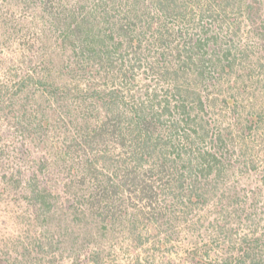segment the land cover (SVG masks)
I'll return each instance as SVG.
<instances>
[{"label":"trees","instance_id":"trees-1","mask_svg":"<svg viewBox=\"0 0 264 264\" xmlns=\"http://www.w3.org/2000/svg\"><path fill=\"white\" fill-rule=\"evenodd\" d=\"M2 126L31 217L0 264H139L264 208V0H0Z\"/></svg>","mask_w":264,"mask_h":264},{"label":"rangeland","instance_id":"rangeland-1","mask_svg":"<svg viewBox=\"0 0 264 264\" xmlns=\"http://www.w3.org/2000/svg\"><path fill=\"white\" fill-rule=\"evenodd\" d=\"M3 127L0 128L2 143L6 140ZM205 212L197 208L191 215L199 217L197 223H184L186 220L182 217L171 224L173 227L168 226L163 245L138 247L145 252L139 253V264H209L231 253H239L247 264H264V208L256 207L245 214L227 217L225 223H220V214ZM30 217L25 196L9 190L1 181L0 251L20 246ZM223 246L227 254L222 256Z\"/></svg>","mask_w":264,"mask_h":264}]
</instances>
